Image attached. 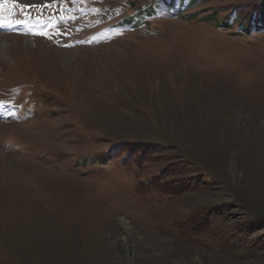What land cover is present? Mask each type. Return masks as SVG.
Returning a JSON list of instances; mask_svg holds the SVG:
<instances>
[{
    "label": "rangeland",
    "instance_id": "374dc122",
    "mask_svg": "<svg viewBox=\"0 0 264 264\" xmlns=\"http://www.w3.org/2000/svg\"><path fill=\"white\" fill-rule=\"evenodd\" d=\"M248 1L0 6V264H264V31L231 20Z\"/></svg>",
    "mask_w": 264,
    "mask_h": 264
},
{
    "label": "trees",
    "instance_id": "16d2710c",
    "mask_svg": "<svg viewBox=\"0 0 264 264\" xmlns=\"http://www.w3.org/2000/svg\"><path fill=\"white\" fill-rule=\"evenodd\" d=\"M200 1H208V0H161V3L163 4L164 7L169 9V11L178 12V11H180L181 7L184 6L185 4H193V3L200 2ZM247 5L249 6V8L250 7L251 8L248 9L246 12H243L242 10H240V11L234 10L233 11L236 14V18H232L231 20H233L234 22L239 20L238 21V22H240L238 24V30L240 31L239 33H246L248 35H251L252 33H255V32L264 31V0H256V1L249 0ZM219 25L222 27H230L231 26L228 18H227V20L219 23ZM135 147L137 149L135 151L133 149H131L127 158H125V162H124L125 165H130V164L140 165L141 162L143 161L142 159H141V161L138 160V159L142 158L143 155L135 156L138 152L140 153V150L138 149V148H140V145H137ZM111 154L106 153L103 156V158L100 160L101 163L106 164V163L113 161L116 158L117 154L115 152H112ZM134 156L136 158L133 159ZM172 167L173 166H169L166 168L165 171L160 172V175L156 176V178H155L156 181L150 182L149 187L151 186L152 188L157 189L158 185L161 183L160 181L162 180V178L164 176L166 177L168 175V173H171ZM186 181H188L187 184L191 183V180H186ZM175 183L176 184H172V182H171V187H169L170 192L173 193L174 195H179V193H183L184 191L182 188H180V186L185 185V182H180V184L178 182H175ZM190 219H191V222H194L198 218L192 217ZM205 230L206 229L203 228L202 225L200 224V226L198 228L197 227L189 228V230H186V231H188V233L200 234V233H204Z\"/></svg>",
    "mask_w": 264,
    "mask_h": 264
},
{
    "label": "snow or ice",
    "instance_id": "6c2138e0",
    "mask_svg": "<svg viewBox=\"0 0 264 264\" xmlns=\"http://www.w3.org/2000/svg\"><path fill=\"white\" fill-rule=\"evenodd\" d=\"M7 2L8 0H0V6H2L4 3H7ZM11 2L13 3L14 7L16 8L21 7L19 0H11ZM27 7H31V6H27Z\"/></svg>",
    "mask_w": 264,
    "mask_h": 264
}]
</instances>
